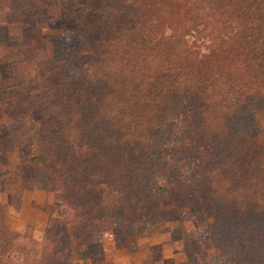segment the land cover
Returning <instances> with one entry per match:
<instances>
[{
  "label": "trees",
  "instance_id": "1",
  "mask_svg": "<svg viewBox=\"0 0 264 264\" xmlns=\"http://www.w3.org/2000/svg\"><path fill=\"white\" fill-rule=\"evenodd\" d=\"M66 2L0 0V13ZM123 2L73 75L48 59L49 36L20 46L36 60L41 98L97 119L82 128L43 123L39 144L45 154L52 141L60 148L51 170L71 216L47 223L40 239L0 221V264H82L78 244L100 221L108 187L119 193L128 232L156 233L173 221L172 211L195 209L206 237L182 241L187 264H200L211 249L228 253L231 264H264V0ZM12 108L0 99V128ZM164 140L182 144L203 166V187L172 198V210L157 173ZM1 144L4 162L15 147L7 136Z\"/></svg>",
  "mask_w": 264,
  "mask_h": 264
},
{
  "label": "rangeland",
  "instance_id": "2",
  "mask_svg": "<svg viewBox=\"0 0 264 264\" xmlns=\"http://www.w3.org/2000/svg\"><path fill=\"white\" fill-rule=\"evenodd\" d=\"M125 8L123 0H67L61 7L0 13V99L13 107L8 122L0 128V153L2 137H10L15 147L6 161L0 158V221L9 228L31 231L40 239L47 223L71 216L62 204L51 170V161L61 151L55 141L51 152L42 151V125L48 123L55 129L71 121L82 128L97 119L77 107L67 111L66 101L48 104L51 102L41 98L34 73L36 60L31 51L20 49L21 44L28 37L49 36L53 48L48 59L61 62L74 74ZM110 115L113 110L106 117ZM158 150L157 173L160 183L170 191L166 202L172 210V198L193 195L203 187V166L177 142L164 140ZM118 194L107 188L102 217L82 235L75 258H81L82 264H187L182 241L205 237V225L195 209L172 211L173 221L161 226L157 234L141 228L127 232ZM229 257L211 249L199 263L231 264Z\"/></svg>",
  "mask_w": 264,
  "mask_h": 264
},
{
  "label": "crops",
  "instance_id": "3",
  "mask_svg": "<svg viewBox=\"0 0 264 264\" xmlns=\"http://www.w3.org/2000/svg\"><path fill=\"white\" fill-rule=\"evenodd\" d=\"M177 222V221H176ZM127 231V230H126ZM128 232V231H127ZM158 232H156L155 234H157ZM205 234V233H204ZM205 237H206V235H205ZM204 237H202V239H203Z\"/></svg>",
  "mask_w": 264,
  "mask_h": 264
}]
</instances>
